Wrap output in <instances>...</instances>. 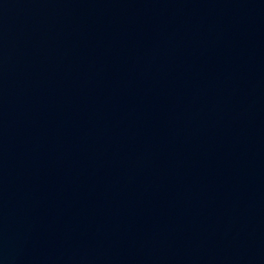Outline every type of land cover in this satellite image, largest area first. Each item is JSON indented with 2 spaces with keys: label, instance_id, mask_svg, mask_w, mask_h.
<instances>
[{
  "label": "water",
  "instance_id": "water-1",
  "mask_svg": "<svg viewBox=\"0 0 264 264\" xmlns=\"http://www.w3.org/2000/svg\"><path fill=\"white\" fill-rule=\"evenodd\" d=\"M0 264H264V0H0Z\"/></svg>",
  "mask_w": 264,
  "mask_h": 264
}]
</instances>
